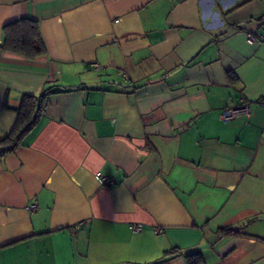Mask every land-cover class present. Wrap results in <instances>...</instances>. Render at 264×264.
Wrapping results in <instances>:
<instances>
[{
	"label": "crops",
	"instance_id": "0c3cea01",
	"mask_svg": "<svg viewBox=\"0 0 264 264\" xmlns=\"http://www.w3.org/2000/svg\"><path fill=\"white\" fill-rule=\"evenodd\" d=\"M19 18L46 56L1 51ZM247 35L264 38V0H0V140L53 91L0 159V264H264V42ZM242 98L250 114L219 122Z\"/></svg>",
	"mask_w": 264,
	"mask_h": 264
},
{
	"label": "trees",
	"instance_id": "16d2710c",
	"mask_svg": "<svg viewBox=\"0 0 264 264\" xmlns=\"http://www.w3.org/2000/svg\"><path fill=\"white\" fill-rule=\"evenodd\" d=\"M2 37L1 51L5 53L29 60L39 59L47 54L39 25L30 18H19L5 24L2 27ZM232 79H234V76ZM51 93L53 91L49 87L45 88L39 97L24 96L22 98L12 130L0 140V159L12 154L22 145L24 136L35 127L43 114L46 107V98ZM175 252L176 250L172 249L165 252V255ZM185 259L187 264H205L200 253L188 254Z\"/></svg>",
	"mask_w": 264,
	"mask_h": 264
},
{
	"label": "built area",
	"instance_id": "2783aa9c",
	"mask_svg": "<svg viewBox=\"0 0 264 264\" xmlns=\"http://www.w3.org/2000/svg\"><path fill=\"white\" fill-rule=\"evenodd\" d=\"M247 42L248 43H255V42H264V38L256 39L252 35H247L246 36ZM87 66L94 72H100L102 69V65L98 62H93L90 61L87 63ZM123 74V73H122ZM125 76V74H123ZM262 105H264V101L261 102ZM250 114V105L248 102L245 101L244 98L240 99V102L238 104H235L233 106L224 108L220 114L218 115V121L225 123L228 121L235 120L241 116H248ZM95 178L98 181L100 185L106 186V185H112V181L106 177L103 176L101 173H96ZM37 202L33 201L27 209L29 211H35L37 210ZM132 230L134 232L139 231V225H133ZM160 230H156V234H160Z\"/></svg>",
	"mask_w": 264,
	"mask_h": 264
}]
</instances>
